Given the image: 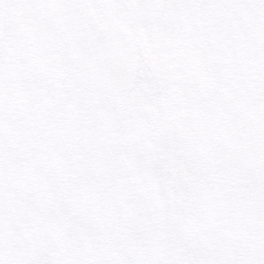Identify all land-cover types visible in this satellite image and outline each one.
I'll list each match as a JSON object with an SVG mask.
<instances>
[{"label": "snow or ice", "instance_id": "1", "mask_svg": "<svg viewBox=\"0 0 264 264\" xmlns=\"http://www.w3.org/2000/svg\"><path fill=\"white\" fill-rule=\"evenodd\" d=\"M0 264H264V0H0Z\"/></svg>", "mask_w": 264, "mask_h": 264}]
</instances>
